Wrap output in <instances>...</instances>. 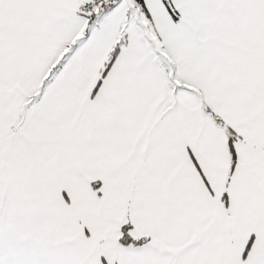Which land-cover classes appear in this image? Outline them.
Here are the masks:
<instances>
[{
    "label": "snow or ice",
    "instance_id": "1",
    "mask_svg": "<svg viewBox=\"0 0 264 264\" xmlns=\"http://www.w3.org/2000/svg\"><path fill=\"white\" fill-rule=\"evenodd\" d=\"M0 264H264V0H0Z\"/></svg>",
    "mask_w": 264,
    "mask_h": 264
}]
</instances>
